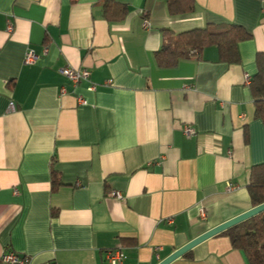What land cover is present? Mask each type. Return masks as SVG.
<instances>
[{
	"label": "crops",
	"instance_id": "0c3cea01",
	"mask_svg": "<svg viewBox=\"0 0 264 264\" xmlns=\"http://www.w3.org/2000/svg\"><path fill=\"white\" fill-rule=\"evenodd\" d=\"M111 2L123 19L107 17L106 0H0V259L105 264L120 247L123 264H158L253 207L264 123L246 76L264 52V0H195L180 15L167 0ZM227 23L251 34L239 63L216 45L172 66L156 59L164 28ZM65 66L89 69L97 89ZM171 264L250 263L222 232Z\"/></svg>",
	"mask_w": 264,
	"mask_h": 264
},
{
	"label": "trees",
	"instance_id": "16d2710c",
	"mask_svg": "<svg viewBox=\"0 0 264 264\" xmlns=\"http://www.w3.org/2000/svg\"><path fill=\"white\" fill-rule=\"evenodd\" d=\"M171 15L190 13L196 10L195 0H167ZM106 14L110 19H123L128 13L125 6L106 0ZM165 39L162 48L155 54L159 64L176 65L180 60L200 55L210 45L219 49L220 59L227 63H239V43L251 37L242 26L227 23L222 26L208 25L174 33L164 28ZM257 72L249 83L255 103V117L264 123V52L256 57ZM53 189L59 184V175L53 169ZM248 191L252 205L264 202V163L252 167ZM236 249L243 251L250 264H264V212L226 230L224 232ZM26 260V257L24 256Z\"/></svg>",
	"mask_w": 264,
	"mask_h": 264
},
{
	"label": "built area",
	"instance_id": "2783aa9c",
	"mask_svg": "<svg viewBox=\"0 0 264 264\" xmlns=\"http://www.w3.org/2000/svg\"><path fill=\"white\" fill-rule=\"evenodd\" d=\"M37 58L38 55H36L34 51L30 50L26 54L25 62L33 63ZM60 72L64 76H66L73 84H77L82 81H89L90 82L89 89L93 91L97 89V84L90 81L91 71L87 68L78 69V68H73L71 66H65L60 69ZM246 81L249 84L251 81V77L247 75ZM80 102L82 104L86 103V101L83 98H80ZM194 132L195 130L191 126L185 127L186 134H193ZM112 195L120 199H124L123 194H121L120 192L114 191L112 192ZM200 216L203 219L207 218V212L205 208L200 209ZM125 258H126V254L122 248L120 247L114 248L107 251L105 264H123ZM0 260H1V264H27L26 260L24 259V256L14 251L3 252Z\"/></svg>",
	"mask_w": 264,
	"mask_h": 264
},
{
	"label": "water",
	"instance_id": "95a60500",
	"mask_svg": "<svg viewBox=\"0 0 264 264\" xmlns=\"http://www.w3.org/2000/svg\"><path fill=\"white\" fill-rule=\"evenodd\" d=\"M264 212V202L252 207L251 209L247 210L246 212L235 216L234 218L223 222L221 224H219L218 226L211 228L210 230H208L207 232L203 233L202 235L198 236L197 238L193 239L192 241H190L189 243H187L186 245H184L183 247L179 248L178 250H176L173 254H171L170 256H168L167 258H165L164 260H162L161 262H159L158 264H171L173 261H175L176 259L184 256L185 254H187L190 250H192L195 246L199 245L200 243L206 241L207 239L220 234L222 232H225L226 230L260 214Z\"/></svg>",
	"mask_w": 264,
	"mask_h": 264
}]
</instances>
